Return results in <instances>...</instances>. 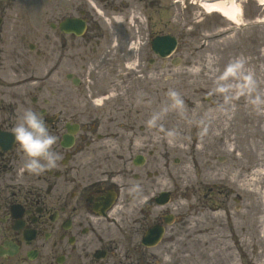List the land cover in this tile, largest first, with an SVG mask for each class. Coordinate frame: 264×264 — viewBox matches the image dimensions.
<instances>
[{"label":"flooded vegetation","instance_id":"1","mask_svg":"<svg viewBox=\"0 0 264 264\" xmlns=\"http://www.w3.org/2000/svg\"><path fill=\"white\" fill-rule=\"evenodd\" d=\"M7 7L0 2V131L11 133L23 109L42 112L58 137V160L54 169L32 175L16 144L7 152L0 149V264H162V252L176 244L180 230L165 229L169 215L149 203L155 195L150 172L156 168V179L162 177L161 162L144 159L134 176L139 185L124 180L118 185L117 175L109 174V151H132L135 117L127 83L113 91L106 83L110 76H124L132 55L118 27L126 24L117 22L128 24L137 12L143 17V59H150V39L165 33V0H52L38 43L47 65L38 88L28 83L32 63L18 45L23 26L7 18ZM81 23L86 28L79 36ZM30 37L42 36L28 31L25 38ZM10 74L13 90L4 83ZM108 94L117 97L100 102ZM103 95L108 96L101 100ZM126 162L132 175L133 159ZM133 189L135 195L124 199L122 193ZM141 198L145 205L133 204ZM154 227H163V237L149 250L141 241Z\"/></svg>","mask_w":264,"mask_h":264},{"label":"rangeland","instance_id":"2","mask_svg":"<svg viewBox=\"0 0 264 264\" xmlns=\"http://www.w3.org/2000/svg\"><path fill=\"white\" fill-rule=\"evenodd\" d=\"M3 3L19 5L13 9L19 20L37 22L36 29L44 27L47 0ZM186 5L175 16L165 14L166 30L180 40L175 54L163 64L157 62L154 70L148 64L128 63L123 81L115 80L121 76H110L106 85L113 91L127 83L133 115H139H135L133 156L140 147L143 149L144 141L149 149L156 150L154 158L163 157L164 176L158 185L161 190L173 191L171 207L178 204L187 214L205 212L199 218L203 223L214 208L219 209L213 217L222 228L201 236L203 232H197L196 239L203 244L199 242L193 255L181 264H264V112L254 111L243 97L224 105L222 97L213 92L218 70L230 60L243 57L264 94V8L257 2L244 3L235 23L218 13L208 14L199 3ZM14 14L10 13L11 17ZM135 27L140 34L141 28ZM125 36L130 39L129 47L137 49L144 44L131 28ZM133 39L137 40L135 45ZM38 57L36 67L44 76L45 59ZM169 89L182 96L184 111H169L159 122L161 128H151L146 123L153 114L150 108L158 111L165 106ZM147 107L148 113L143 114ZM143 126L146 134L141 133ZM165 130L176 131L172 142ZM126 157L127 153L116 150L117 164ZM130 182L135 183V179ZM217 232L225 238L216 242L218 249L213 241ZM211 240L213 246L208 248Z\"/></svg>","mask_w":264,"mask_h":264},{"label":"clouds","instance_id":"3","mask_svg":"<svg viewBox=\"0 0 264 264\" xmlns=\"http://www.w3.org/2000/svg\"><path fill=\"white\" fill-rule=\"evenodd\" d=\"M213 92L222 97L224 105H231L243 97L254 111L264 112V94L259 91L255 75L246 66L243 57L230 60L222 70H218ZM167 96L169 102L146 121L149 127L161 128L159 122L169 111L183 113L182 96L175 89H169ZM11 134L24 156V170L29 174L41 175L57 166L58 155L54 145L57 144L58 137L50 131L44 113L31 108L23 109L11 128ZM176 135L175 130H165L169 142H172Z\"/></svg>","mask_w":264,"mask_h":264},{"label":"bare ground","instance_id":"4","mask_svg":"<svg viewBox=\"0 0 264 264\" xmlns=\"http://www.w3.org/2000/svg\"><path fill=\"white\" fill-rule=\"evenodd\" d=\"M204 2L205 3H202V5L208 14L219 13L229 21L235 23L239 21L241 8L234 0L217 1L213 3Z\"/></svg>","mask_w":264,"mask_h":264},{"label":"water","instance_id":"5","mask_svg":"<svg viewBox=\"0 0 264 264\" xmlns=\"http://www.w3.org/2000/svg\"><path fill=\"white\" fill-rule=\"evenodd\" d=\"M177 42L175 38L166 36L155 40V50L163 56L169 55L176 47Z\"/></svg>","mask_w":264,"mask_h":264}]
</instances>
